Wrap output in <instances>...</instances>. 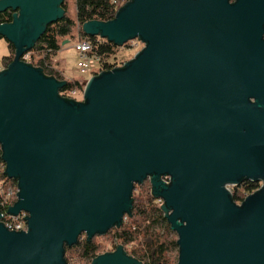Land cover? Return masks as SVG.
Segmentation results:
<instances>
[{
  "label": "water",
  "instance_id": "1",
  "mask_svg": "<svg viewBox=\"0 0 264 264\" xmlns=\"http://www.w3.org/2000/svg\"><path fill=\"white\" fill-rule=\"evenodd\" d=\"M64 1L0 0L14 50L0 152L18 190L6 214L27 215L23 232L0 222V264H66L65 246L121 227L147 180L177 264H264V0H126L111 21L84 23L85 36L144 47L88 79L80 102L22 61ZM243 181L262 184L236 205L229 189ZM90 264L142 263L118 246Z\"/></svg>",
  "mask_w": 264,
  "mask_h": 264
},
{
  "label": "trees",
  "instance_id": "2",
  "mask_svg": "<svg viewBox=\"0 0 264 264\" xmlns=\"http://www.w3.org/2000/svg\"><path fill=\"white\" fill-rule=\"evenodd\" d=\"M113 0H74L75 11H76V21L73 22L66 15L49 26H47L45 33L36 42L35 46L28 52L31 54L30 65L34 68L41 69L44 76L52 77L58 81H65L66 86L60 91V94H66L73 90L83 91L82 84L76 80L66 81L59 76V73L54 70L50 64V57L54 56L59 50L58 39L65 40L67 36L70 35L71 30L74 28L75 24L78 27L80 40H85L93 48V52L100 59V67L104 70H110L116 65L112 62L117 54V47L112 43L107 42L105 39L99 37H89L85 36L81 32V26L89 21H99L108 22L113 19L114 7L112 4ZM117 1V0H116ZM62 8L65 11V5ZM11 13L4 12L0 14V24L10 23ZM1 40V38H0ZM8 45L9 55L2 58L5 69L13 60L14 50L11 45ZM258 183H251L248 181H243L239 184V187L234 189L232 192V200L237 203L245 195L244 193H251L258 188ZM16 185L14 180H10L4 174V164L1 161L0 152V212L6 213V210L14 202L12 198L7 196L11 188ZM141 184H136L133 186V191L131 194L132 208L128 215H125L126 219L133 222V218L138 217L147 226L135 225L133 226V231L123 230L118 234V240L121 242V246L125 250L126 254L142 264H172L171 259L168 254L172 250H176L177 246L175 242L169 241L166 236L162 234H156L153 231L154 226L165 224L166 232L171 234V230L166 220L163 218L162 212L159 207L154 206V199L149 191L139 187ZM137 187L140 191H137ZM141 189H143L141 191ZM140 197L144 200L141 202ZM125 219V220H126ZM123 225V224H122ZM121 225V226H122ZM121 227L118 231H120ZM117 230V229H116ZM141 236L142 241L139 242L134 250L127 253L125 247L133 243L137 237ZM75 252L78 254L81 264H90L92 259L98 256V248L91 241L84 239L82 242L79 240L77 243L68 248L64 247L63 258L66 264L69 261L66 257L68 252ZM175 264V263H174Z\"/></svg>",
  "mask_w": 264,
  "mask_h": 264
},
{
  "label": "rangeland",
  "instance_id": "3",
  "mask_svg": "<svg viewBox=\"0 0 264 264\" xmlns=\"http://www.w3.org/2000/svg\"><path fill=\"white\" fill-rule=\"evenodd\" d=\"M118 3H124L126 0H117ZM65 15L70 18L73 22L76 21V11H75V5L74 0H65ZM81 36L79 35L78 27L75 24L74 28L71 30V33L65 40L58 39L59 42V50L56 52L54 56L50 57V64L54 68L55 71L59 73V76L65 79L66 81L76 80L80 83H83V80L88 79L87 76H83L79 73L77 70L76 64L79 61L77 53L74 51L73 47L74 44L78 42V39H80ZM63 42H66L63 44ZM143 48V44H141L137 40H133V42L127 43L123 47H117V54L115 56V59L112 61L116 66L120 67L125 62L131 60L133 56L139 52ZM9 55L8 45L4 40H0V70H2L5 66L2 62L3 57H7ZM25 56V63L30 64L31 61V54L27 53ZM23 61V58H22ZM79 101V100H77ZM258 187H260L261 183L257 184ZM139 187H143L144 190L149 189L150 193V184L148 181H145L143 184H141ZM232 187L231 192H233L234 189L238 188ZM1 188V186H0ZM143 189H141L142 191ZM137 191H140L137 187ZM256 190L252 191L251 193L255 192ZM2 191L0 190V193ZM249 193V194H251ZM248 193H244L243 195L247 196ZM244 196V197H245ZM140 197V193H139ZM141 202H144V200L140 197L139 199ZM154 206L159 207L157 201L154 199ZM147 223H144L142 220H140L138 217L133 218V222L129 221V218L126 219L121 226L120 231L119 229H112L108 233H106L103 236H95L92 239V242L96 245L98 248V255L104 254V253H111L113 252L116 247L121 246V242L118 240V234L121 233L123 230H129L133 231V226L139 225L141 228L143 226H147ZM153 231L156 234H162L163 236H166V238L169 241L175 242L177 240V237L175 233L169 234L166 232L165 224L162 223L160 225H156L153 228ZM85 239V236H80L79 241L82 242ZM142 241L141 236L137 237L133 243L128 244L125 249L128 252L134 250L135 246ZM125 251V250H124ZM169 258L171 259L172 264H177V258H178V251L172 250L168 254ZM66 257L69 261V264H81L80 259L78 257V254L75 252H68L66 254Z\"/></svg>",
  "mask_w": 264,
  "mask_h": 264
},
{
  "label": "built area",
  "instance_id": "4",
  "mask_svg": "<svg viewBox=\"0 0 264 264\" xmlns=\"http://www.w3.org/2000/svg\"><path fill=\"white\" fill-rule=\"evenodd\" d=\"M126 2V1H125ZM124 2V3H125ZM124 3H118V1L116 0H113L112 1V4H113V7H114V15L115 13L118 11V9L124 4ZM114 17V16H113ZM138 41V40H137ZM130 42H133V41H130ZM140 42V41H139ZM129 43V42H128ZM141 43V42H140ZM142 44V43H141ZM144 47V45H143ZM74 51L77 53L78 55V59L79 61L77 62L76 64V67H77V70L79 71V73L83 76H87L88 79L102 73V72H105V71H109V70H104L100 67V59L99 57L93 52V48L92 46L89 44V42L85 41V40H80L78 39V42L76 44H74V47H73ZM143 49V48H142ZM141 49V50H142ZM140 50V51H141ZM139 51V52H140ZM137 52V53H139ZM136 53V54H137ZM135 54V55H136ZM134 55V56H135ZM133 56V57H134ZM23 58V62L25 61V56L22 57ZM128 62V61H127ZM126 63V62H125ZM124 63V64H125ZM124 64H122L120 67H122ZM120 67H114L112 69H115V68H120ZM110 69V70H112ZM88 79H85L84 83L82 84L83 86V89H84V86H85V83ZM82 94H83V91L82 92H79L78 90H73L71 92H68L66 94H60V96H62L63 98H66V99H70V100H74V101H77V102H80L82 101ZM170 180L169 177H162L161 178V181L164 182V183H168ZM148 181V180H147ZM262 184V183H261ZM261 186V185H260ZM231 188L229 189V192L232 196V192H231ZM259 188V187H258ZM258 188L256 190H258ZM17 187L16 185L10 189V191L8 192L7 196L9 198H12L14 200V202L16 201V195H17ZM246 197V196H245ZM244 196L241 198V200L239 202L236 203V205H239L240 202L245 198ZM158 205H159V208L160 206L163 204L162 200H156ZM13 202V203H14ZM10 207V206H9ZM3 217L1 219V223L3 224V226L8 230V231H13V232H23V231H26V224H25V217L27 216L25 213L21 212L20 214H18L17 216H10V215H7L6 213H2ZM126 217L123 218V222L122 224L124 223ZM80 239V238H79Z\"/></svg>",
  "mask_w": 264,
  "mask_h": 264
}]
</instances>
